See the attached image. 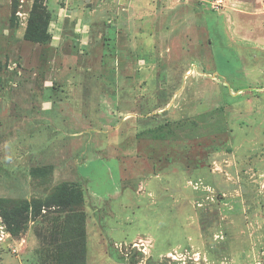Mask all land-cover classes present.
Instances as JSON below:
<instances>
[{"label": "rangeland", "instance_id": "rangeland-1", "mask_svg": "<svg viewBox=\"0 0 264 264\" xmlns=\"http://www.w3.org/2000/svg\"><path fill=\"white\" fill-rule=\"evenodd\" d=\"M226 3L0 0V197L44 196L29 169L52 161L53 184L75 172L94 223L85 264H263L252 248L264 245V40L233 31ZM34 4L49 26L71 14L59 45L21 35ZM250 13L233 20H264ZM39 96L80 114L68 120L78 133L50 119L28 129ZM65 145L75 161L59 176ZM65 211L29 213L0 264H28V229L42 238Z\"/></svg>", "mask_w": 264, "mask_h": 264}, {"label": "crops", "instance_id": "crops-1", "mask_svg": "<svg viewBox=\"0 0 264 264\" xmlns=\"http://www.w3.org/2000/svg\"><path fill=\"white\" fill-rule=\"evenodd\" d=\"M190 1H192V0H182V1H179V0H156L155 6H157V3H159L158 5L161 8L164 6H168V7H171V9H172L173 7H176V5L178 3H180V5H182V3L189 4ZM194 1L208 4V2H207L208 0H194ZM145 5L148 6L150 4L146 3ZM145 5L142 6V9L145 8L144 7ZM223 8H224V11L226 8L229 9V12L226 14L224 11H220V12H224V14L226 15V20L228 21L227 23H229V21L231 22V24L233 26V31H235L236 33L241 32L243 37L246 36V37L252 38V39L254 37V39H256V40H264V20H262V18H258V20L247 18L248 23H247V26L245 28L237 25L238 22L233 20L234 17H238V16L244 17L243 15H244V12H246V11L251 12L250 15H264V0H227V3L224 5ZM246 8L248 10H245ZM176 9H178V8L176 7ZM180 11H181V9H180ZM230 11H233V12H230ZM58 14H59V15H57L58 19L50 22V26H49L50 27L49 31L51 34L50 44H53L54 42H56V44L59 45V42H61L62 39L65 37L63 34V31L65 29V23L68 22V18H66V16H63V15H69L71 18V14L69 13V11H68V13H66L65 11L62 12L60 10ZM174 14L176 17V22H178L179 11L176 10V12ZM153 19H154L153 21H157V14L156 13H155V16ZM256 23H257V26L254 25ZM248 25H253V26L249 27ZM251 27L254 28L253 32L251 31V29H249ZM21 35H23V32ZM88 35H89V33L84 35V37L87 38ZM182 37L183 36H181L179 39H181ZM68 84H69V86H71L73 84V81H71L70 79H67V81H65V83H64V86H67ZM74 90H75V88H74ZM67 96L68 95H64L63 97L59 98L58 100H60V101L62 100L63 102H66L67 98H68ZM33 100H34V102L41 104V107H40V111L36 112V114H34L32 116H28L26 122L25 123L23 122L24 124H27L26 126L28 129H30L31 127L35 128L37 126L41 127L43 124H44V126H46L44 121L50 119V121L53 120V121L57 122L56 123L57 126L54 127V130H57V131L59 130L58 131L59 134H62L64 136H72V135H76L78 133V131L75 129L74 125H73L74 129H72V127L70 128V122L68 120H70V121L75 120V121L81 122L82 118L80 117V114H78V113H72L71 114V113H68L67 111L63 110V107L61 108V105H60L61 102H58V104H56V101L53 98H51V96H49V98H44L42 96L34 97ZM55 106H57V110L54 109ZM71 147L73 149H71ZM64 151L66 154L65 153L62 154L63 156L61 158L64 160L65 163H64V165H62V167L59 168V170H57V173L59 174V176H61L64 173H68V170H64V168H67V166H71L72 164H74V161H75L74 160L75 156L72 154V152L74 151L73 145H70V146L65 145ZM67 153H69V154H67ZM49 164H52V161ZM68 175L69 176H66V177L63 176V178H58L59 180H57V178H56L55 180L58 182H61V181L76 182L74 171H72V173H68ZM54 183H55V181H54ZM85 212L87 214L86 223H85V248H86V255H87L89 237L92 234L91 230L94 227L93 226L94 223H93V220L90 219L91 214L88 213L87 209L85 210ZM91 212H94V210ZM52 214L58 215L55 213H52ZM49 218H50L49 220H46L42 223L43 224L42 238L35 235V233L30 230L31 228L28 229L27 238L29 237V241H28V246H27V251H26L27 257H28V260H27L28 264H54L56 259H57V256H58L56 246H58V244L61 242V240L63 238H66L69 236L67 233L68 231L66 232V230L65 231L63 230L64 222H63L62 218H60L59 216L57 218H53L52 215H50ZM35 221H32V224H34ZM63 231L65 233L64 237L62 236ZM95 243H96V241H95ZM262 244H263V239L261 240L258 236H256V242L253 244L254 249L252 248V252H253L254 258H259L261 256L263 264H264V251H260V249H264L263 248L264 245H262ZM102 248H103V246H102ZM254 250H255V252H254Z\"/></svg>", "mask_w": 264, "mask_h": 264}, {"label": "trees", "instance_id": "trees-1", "mask_svg": "<svg viewBox=\"0 0 264 264\" xmlns=\"http://www.w3.org/2000/svg\"><path fill=\"white\" fill-rule=\"evenodd\" d=\"M49 19L50 13L40 5L34 4L29 13L23 38L34 43L48 42L51 39ZM152 136L158 137V134ZM52 174L51 164L31 167L30 177L46 191V194L30 198L0 197L2 218L7 224L9 233L13 235L21 229L29 213L35 217L40 213L42 206L64 207L67 214L63 220V230L68 231L69 236L63 238L56 246L58 256L54 264H85V213L78 208L85 201L83 191L80 185L73 181L53 184Z\"/></svg>", "mask_w": 264, "mask_h": 264}, {"label": "built area", "instance_id": "built-area-1", "mask_svg": "<svg viewBox=\"0 0 264 264\" xmlns=\"http://www.w3.org/2000/svg\"><path fill=\"white\" fill-rule=\"evenodd\" d=\"M225 0H208L209 7L214 11H219L220 8L223 6ZM15 15L18 16L21 19V13L17 10L15 11ZM12 240L11 234L7 230L5 224L3 223L1 217H0V246H7L10 248L13 252H16L18 250V246L21 245L22 241H18L16 244L11 243ZM10 240V241H9ZM135 245L142 246V241L139 240L138 243H135Z\"/></svg>", "mask_w": 264, "mask_h": 264}]
</instances>
